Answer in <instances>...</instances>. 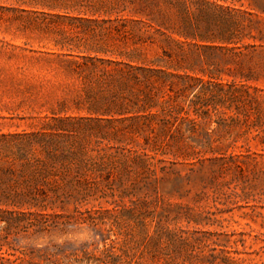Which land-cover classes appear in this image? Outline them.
<instances>
[{
	"label": "rangeland",
	"instance_id": "374dc122",
	"mask_svg": "<svg viewBox=\"0 0 264 264\" xmlns=\"http://www.w3.org/2000/svg\"><path fill=\"white\" fill-rule=\"evenodd\" d=\"M104 1L113 9L98 16L125 18L137 34L150 31L140 30L141 21L155 9L169 15L175 28H183L185 18L201 31L208 25L213 33L223 30L221 13L196 0H180L183 6L178 0ZM26 2L0 0V134L47 132L51 110L79 88L58 65L57 54L67 52L56 44L62 35L36 19L41 17ZM206 10L215 16H206ZM163 51L173 61L182 54L187 63L214 61L223 82L243 77L247 89L240 102L217 105L219 117L208 106L212 112L202 123L209 136L174 132L164 154L156 155L161 162L137 157L142 138L100 141L89 129V138L78 140L84 159L91 160L87 192L75 193L64 208L56 203L46 221L31 216V230L11 238L14 249L31 251L32 264H264V48L241 57L240 65L230 53L187 42L180 49L158 36L142 48L148 59L163 57ZM187 73L206 79L199 66ZM67 115L88 116L76 110ZM102 126L101 133L109 132ZM44 253L54 257L37 258Z\"/></svg>",
	"mask_w": 264,
	"mask_h": 264
},
{
	"label": "trees",
	"instance_id": "16d2710c",
	"mask_svg": "<svg viewBox=\"0 0 264 264\" xmlns=\"http://www.w3.org/2000/svg\"><path fill=\"white\" fill-rule=\"evenodd\" d=\"M236 1L240 7L234 0L233 5L196 0L221 13L218 17L223 30L217 34L210 25L201 31L185 18L184 27L175 28L169 15L160 9L141 21L140 30L149 28L153 34L148 30L137 34L127 27L130 21L125 18L98 16L102 9L103 14L113 9L104 0L24 3L41 17L36 19H42L48 29L62 35L56 44L67 52L57 54L58 65L67 77L79 83V88L74 97L58 102V108L51 110L52 127L47 132L0 134V264H32L31 251L14 249L12 239L31 230V216L46 221L53 215L48 211H54L56 203L64 208L75 193L87 192L89 176L85 168L91 160L84 159L78 140L89 138V129L97 131L95 137L100 141L142 138L145 152L137 157L161 162L156 155L164 154L174 132L189 137L200 132L209 136L202 119L212 111L217 117L222 115L217 105L230 108L240 102L247 89L243 77L240 81L223 82L215 75L214 61L198 58L187 63L184 54L173 61L165 51L163 57L148 59L142 52L158 36L167 45L175 43L180 49L187 42L196 48L230 53L237 59L233 60L235 64H242L241 57L264 48V0H245V7L242 0ZM177 3L184 5L180 0ZM205 14L215 16L210 10ZM172 34L183 41L172 38ZM197 66L206 79L187 73ZM208 106H212V111ZM70 110L84 111L88 116L67 115ZM102 125L109 132L101 133ZM88 168L94 171L93 167ZM36 256L51 261L54 254Z\"/></svg>",
	"mask_w": 264,
	"mask_h": 264
}]
</instances>
